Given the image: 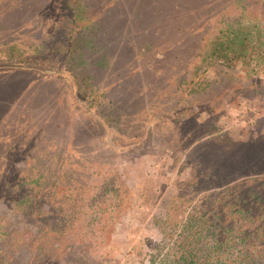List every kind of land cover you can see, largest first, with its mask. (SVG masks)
<instances>
[{"label":"rangeland","instance_id":"374dc122","mask_svg":"<svg viewBox=\"0 0 264 264\" xmlns=\"http://www.w3.org/2000/svg\"><path fill=\"white\" fill-rule=\"evenodd\" d=\"M66 1L0 0V187L19 166L29 169L25 189L8 196L0 188L3 228L6 218L34 214L46 202L55 207L45 214L61 219L63 187L73 184L78 202L118 215L112 227H99L91 206L77 210L73 230L109 233L87 263L158 264V212L183 160L198 156L197 146L222 150L220 131L245 141L264 134L260 101L241 99L218 120L217 100L210 114L197 104L210 102L209 90L217 97V69H198L202 89L189 90L219 15L257 23L254 2L246 0L240 14L228 0L217 15V0H81L86 13L75 21V0L71 12ZM74 44L80 49L67 48ZM23 192L25 210L10 204Z\"/></svg>","mask_w":264,"mask_h":264},{"label":"trees","instance_id":"16d2710c","mask_svg":"<svg viewBox=\"0 0 264 264\" xmlns=\"http://www.w3.org/2000/svg\"><path fill=\"white\" fill-rule=\"evenodd\" d=\"M71 1L65 3L68 12L74 10ZM227 1L217 0L220 3L217 15ZM252 1L254 6L249 10L253 8L259 21L248 22L241 18L228 21L219 15L217 27L202 41L201 64L196 66L195 76L189 82L190 94H197L204 82L198 69H203L202 73L217 69V97L209 90L210 102L197 101L210 114L212 103L217 100V120L229 106L235 104L238 108L241 99L264 104V0ZM255 1L260 3L256 6ZM74 2V20H82L86 4L81 0ZM233 4L229 6L241 9L240 14L245 13L246 0H234ZM79 33L71 29L77 44L75 35ZM67 48L79 50L80 45ZM80 63L85 64V61ZM84 77L90 80L92 76L88 73ZM222 133L224 131L217 132V142L221 140L225 144L222 150L197 146L193 152L199 155L190 154L180 165L169 196L158 212L156 225L162 250L158 264H264V134L245 141ZM186 165L191 169L182 176ZM32 168L33 174L38 171L35 166ZM16 170L17 173L8 178L10 181L0 187L8 196L29 184L22 178L23 171L29 169L19 166ZM76 187L73 184L63 187L61 219L45 214V207H55V202L39 205V211L34 214L6 218L7 229L0 219V264H89L87 259L89 255L91 259L92 250L101 245L109 233L104 229L87 235L82 230L72 229V223L81 219V214L91 206L85 203L84 197L78 202ZM27 201L28 196L23 192L10 204L25 210ZM117 205L115 202L114 207ZM94 206L91 207L96 213L97 225L112 227L111 221L118 215L110 214L108 207V212L100 213V206ZM9 233L15 235L11 237ZM86 239L95 241V246L90 243L85 246Z\"/></svg>","mask_w":264,"mask_h":264}]
</instances>
